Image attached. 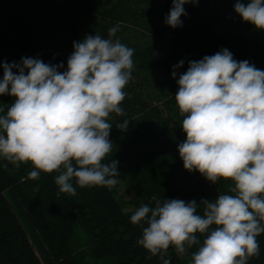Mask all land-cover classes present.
Wrapping results in <instances>:
<instances>
[{
  "label": "trees",
  "instance_id": "16d2710c",
  "mask_svg": "<svg viewBox=\"0 0 264 264\" xmlns=\"http://www.w3.org/2000/svg\"><path fill=\"white\" fill-rule=\"evenodd\" d=\"M235 2L185 4L182 27L172 28L165 21L173 0H0V64H19L21 58L30 57L63 64L58 71H66L74 42L86 35L108 38V30L117 24L120 29L113 39L134 49L132 79L120 105L124 115L110 114L113 145L103 161H118L119 173L126 166L131 200L125 201L116 185L80 188L74 180L75 195H57L58 173H41L33 180L28 176L33 170L30 163L16 167L0 157V264H89V260L185 264L172 246L150 256L138 244L147 225L132 224L134 213L125 208L129 203L134 212L143 204L153 207L154 195L199 204L202 199L214 201L220 194H231L230 181L212 184L199 172L184 168L178 145L186 134L175 94L179 75L190 61L223 49L236 61L247 60L264 70V31L244 22L234 10ZM240 2L246 5L249 0ZM180 61L184 63L174 79L172 71ZM13 102V97L0 95L5 113ZM124 121H128L126 131L116 128ZM77 230L87 239L85 248L74 243ZM197 236L202 243L204 237ZM257 240L260 254L248 264H264V233ZM197 249L194 245L186 250L190 260Z\"/></svg>",
  "mask_w": 264,
  "mask_h": 264
},
{
  "label": "clouds",
  "instance_id": "9594fccd",
  "mask_svg": "<svg viewBox=\"0 0 264 264\" xmlns=\"http://www.w3.org/2000/svg\"><path fill=\"white\" fill-rule=\"evenodd\" d=\"M197 2L173 0L166 24L182 27L184 5ZM234 10L264 31V0H236ZM119 29L110 28L108 38L86 35L74 42L63 72V64L30 57L0 64V95L14 98L6 113L0 107V157L16 167L30 163L33 180L58 173L57 195H75L73 180L80 188L118 183V161L103 162L113 145L108 121L110 114L124 115L120 105L134 68V49L113 39ZM183 63L174 66V79ZM177 84L175 102L186 134L178 145L183 166L212 184L230 181L231 194L199 204L152 196L153 207L143 204L130 217L134 225H147L138 244L150 256L170 246L184 254L198 245L191 264H248L259 256L257 237L264 233V70L223 49L190 61ZM116 128L126 131L128 121Z\"/></svg>",
  "mask_w": 264,
  "mask_h": 264
},
{
  "label": "rangeland",
  "instance_id": "374dc122",
  "mask_svg": "<svg viewBox=\"0 0 264 264\" xmlns=\"http://www.w3.org/2000/svg\"><path fill=\"white\" fill-rule=\"evenodd\" d=\"M116 179L118 180V183L116 185L118 194L122 195L125 201L127 202L130 201L131 200L130 194L127 188L131 185V182H130V179L128 178L125 165L122 166L120 174L116 177ZM125 211L134 213V208L129 203V205L126 206ZM73 237H74V243L76 246L80 248H85L87 246V239L81 230H77L74 233ZM178 255L182 258V260L185 261V264H191V260L189 256L186 255V252L184 254H178ZM89 264H111V263L107 260H99V261L89 260Z\"/></svg>",
  "mask_w": 264,
  "mask_h": 264
}]
</instances>
